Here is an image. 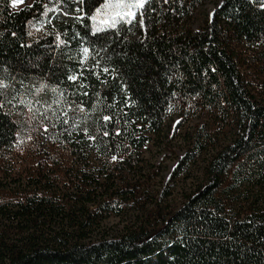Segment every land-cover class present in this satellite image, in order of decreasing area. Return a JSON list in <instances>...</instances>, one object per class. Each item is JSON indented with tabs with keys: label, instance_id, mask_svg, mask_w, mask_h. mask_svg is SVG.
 I'll return each mask as SVG.
<instances>
[{
	"label": "trees",
	"instance_id": "16d2710c",
	"mask_svg": "<svg viewBox=\"0 0 264 264\" xmlns=\"http://www.w3.org/2000/svg\"><path fill=\"white\" fill-rule=\"evenodd\" d=\"M106 1L0 0V264H264V0L197 30L194 0H146L140 41L98 28ZM172 110L204 183L164 217L131 179Z\"/></svg>",
	"mask_w": 264,
	"mask_h": 264
},
{
	"label": "rangeland",
	"instance_id": "374dc122",
	"mask_svg": "<svg viewBox=\"0 0 264 264\" xmlns=\"http://www.w3.org/2000/svg\"><path fill=\"white\" fill-rule=\"evenodd\" d=\"M32 2L33 0H23L17 2L14 7L13 0H10L11 9L13 11L25 8ZM128 2L132 5L130 9L117 7L116 0H107L92 20L100 30L109 25L119 31L125 30L133 40L140 41L145 32L142 8L135 6L140 0H128ZM194 3L196 7L188 23L192 29L197 30L203 28L205 22L212 20L217 10L221 8L222 0H194ZM49 25L51 27V22L48 20L39 27V32L46 31ZM253 49L256 52H264V37L257 40ZM165 119L163 130L157 136L151 135V142L141 151L142 162L137 170L138 175L131 180L132 183L138 182L141 192L146 193L145 197L148 199L146 202H141L142 207L150 210L158 208L164 217H168V214L178 210L185 204L188 196L203 185L202 167L205 156L202 158L190 156V159L187 157L189 146L185 138L188 132L199 126L198 113L189 112L180 116L178 111L172 110ZM143 215L129 206L124 209L121 217L112 216L102 222L98 233L91 236L92 240L103 237L111 239L126 228H137L146 221Z\"/></svg>",
	"mask_w": 264,
	"mask_h": 264
},
{
	"label": "snow or ice",
	"instance_id": "6c2138e0",
	"mask_svg": "<svg viewBox=\"0 0 264 264\" xmlns=\"http://www.w3.org/2000/svg\"><path fill=\"white\" fill-rule=\"evenodd\" d=\"M17 2H23V0H13V6L14 7H15ZM116 6L117 7H126V8H129V9L132 7V5L128 2V0H116ZM135 6L142 8L144 6V0H140V3L135 5ZM117 15H120V13H117ZM125 15H127V13H125ZM133 15H134V13H133ZM121 18H123V17H121ZM84 54H85V56H87V54H88V49L87 48L84 49ZM105 71H107V69H105ZM70 79L76 80L77 77L76 76H72V77H70ZM107 119H108V117H105V120H107ZM65 123H67V121H65ZM113 159H115V157H113Z\"/></svg>",
	"mask_w": 264,
	"mask_h": 264
}]
</instances>
